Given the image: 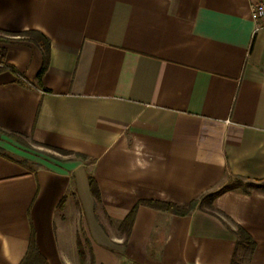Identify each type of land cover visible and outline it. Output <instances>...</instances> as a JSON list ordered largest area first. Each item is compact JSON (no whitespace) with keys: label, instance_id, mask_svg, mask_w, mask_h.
Masks as SVG:
<instances>
[{"label":"crops","instance_id":"0c3cea01","mask_svg":"<svg viewBox=\"0 0 264 264\" xmlns=\"http://www.w3.org/2000/svg\"><path fill=\"white\" fill-rule=\"evenodd\" d=\"M255 0H0V264H264V29ZM37 31L42 49L11 34ZM20 78V80H19ZM49 154L41 159L29 151ZM79 155H83L84 158ZM93 177L97 201L90 186ZM33 264V263H31Z\"/></svg>","mask_w":264,"mask_h":264},{"label":"trees","instance_id":"16d2710c","mask_svg":"<svg viewBox=\"0 0 264 264\" xmlns=\"http://www.w3.org/2000/svg\"><path fill=\"white\" fill-rule=\"evenodd\" d=\"M2 31H0L1 33ZM11 36H20L22 38H28V40L34 41L43 51L44 56V67L42 72L39 74V78L42 76L43 72L45 71L46 65L49 61V49H50V41L47 37L37 31H28L22 34H11ZM20 80V78H19ZM21 81V80H20ZM80 157L84 158L83 155H79ZM229 179H233L232 183H227L219 190L213 191L208 194L201 195L199 198L192 200L190 203L186 205H177L169 202H161V201H141L139 202L127 216V218L122 222L121 229L126 234V240L129 236L131 228L134 223V219L137 213V210L140 206L144 205L147 207L154 208L156 210H161L165 212H169L176 216H188L191 214L196 208H203L207 206L210 208V212L213 213L214 211V200L224 192L237 190L243 193H250L252 190H258L264 192V180L261 181H245L240 177H230ZM232 181V180H231ZM90 186L94 193V197L97 201L100 200L98 188L96 182L93 177H90ZM215 213V212H214ZM213 213V214H214ZM234 234L237 238V246H236V253L232 260L231 264H245V261L248 260L255 248L256 243L252 236L241 226H237L236 231ZM45 264L44 260L41 258L34 241L30 243L29 251L27 253L26 259L22 264Z\"/></svg>","mask_w":264,"mask_h":264},{"label":"built area","instance_id":"2783aa9c","mask_svg":"<svg viewBox=\"0 0 264 264\" xmlns=\"http://www.w3.org/2000/svg\"><path fill=\"white\" fill-rule=\"evenodd\" d=\"M252 17L258 23V29H264V0L252 3Z\"/></svg>","mask_w":264,"mask_h":264},{"label":"rangeland","instance_id":"374dc122","mask_svg":"<svg viewBox=\"0 0 264 264\" xmlns=\"http://www.w3.org/2000/svg\"><path fill=\"white\" fill-rule=\"evenodd\" d=\"M29 152H30L33 156L38 157V158H41V159H47V158H50L48 153H46V152L40 150V149L37 148V147H33V146H32V148H31V150H30ZM231 180H232V181H231ZM232 182H233V179L224 180V182L220 185V187L216 188L214 191L219 190V189H220L221 187H223L225 184H227V183H232ZM245 182H246V180L243 181V183H245ZM87 264H88V262H87Z\"/></svg>","mask_w":264,"mask_h":264}]
</instances>
